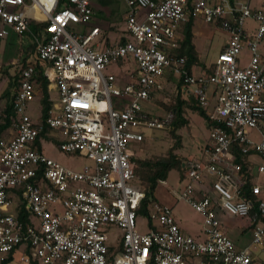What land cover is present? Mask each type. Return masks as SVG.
<instances>
[{
	"label": "built area",
	"instance_id": "1",
	"mask_svg": "<svg viewBox=\"0 0 264 264\" xmlns=\"http://www.w3.org/2000/svg\"><path fill=\"white\" fill-rule=\"evenodd\" d=\"M122 1L126 39L106 45L94 0H0V40L30 35L40 62L38 69L31 55L12 62L14 115L0 137V254L16 248L22 261L37 264H256L252 249L264 243V8L251 0ZM190 14L227 35L212 73H189L186 58L173 54ZM247 19L255 26L248 29ZM244 48L250 58L240 65ZM130 62L126 80L104 73L112 63ZM166 72L182 81L184 95L195 87L209 119L200 155L182 159L175 194L201 214L198 235L185 233L172 208L152 198L148 231L136 229L146 193L136 182L131 144L142 145L146 130L165 129L174 118V111L154 115L144 108L164 89ZM38 74L56 91L44 122L58 132L60 150L90 161L80 170L34 146L42 124L27 104ZM19 198L25 223L14 213ZM222 214L248 219L252 249L236 246ZM108 225L120 232L118 250H111Z\"/></svg>",
	"mask_w": 264,
	"mask_h": 264
},
{
	"label": "rangeland",
	"instance_id": "2",
	"mask_svg": "<svg viewBox=\"0 0 264 264\" xmlns=\"http://www.w3.org/2000/svg\"><path fill=\"white\" fill-rule=\"evenodd\" d=\"M263 1L264 0H251V4L256 7H263ZM93 5L96 24L101 27L99 38H104L103 35L106 33L109 36L110 42L115 43L121 34L125 33V23L123 17L128 9L127 6L122 0H113L110 3H106L104 0H94ZM201 26L208 34H204L200 31ZM254 26L255 23L251 19L246 20V27L248 29ZM75 28L77 30H85L87 25L76 26ZM31 29L34 33H36L34 28ZM193 31L195 37L200 36L203 39L209 40L211 43L210 47L206 48V52L205 50H202V53H207L208 51L209 54L207 61H209V59H213L215 57L213 55L222 48V45L225 42L227 36L226 33L215 27L213 23H204L201 18H198L195 22ZM31 45L35 44L34 39L30 35L20 38L14 33H11L8 37L0 40V107H2L5 102L3 91L8 83L9 76H14L16 73V71H14V68L16 67L10 62H18L22 59L24 60L26 57V50H28ZM261 47L264 48V40L262 41ZM31 54L33 53H29L27 57ZM249 58V51L246 48L242 49L240 52V65L247 64ZM212 64L214 63L209 62V66L207 68H210ZM127 68L133 69L134 64L130 62V64L126 67L112 63L104 69V73L120 74L123 76V80H126L127 75L125 74V70ZM204 69L207 71L206 68ZM175 83L176 82L174 81L167 82L163 90L154 94L155 101L157 102L154 103L153 101L147 105V108L153 114L163 115L169 111L168 106L174 102L176 98ZM49 88L50 97L53 99V102H55V88L53 85L49 86ZM40 97L41 89L38 85L36 86L33 100L27 104V113L34 119H37L40 115ZM157 105H159V107ZM185 117L187 118V124L176 131V135L178 136L177 140L171 134V124L165 129L146 130L145 133L147 139L142 143V145L136 143L131 144V149L134 152L133 158L164 156L167 149L171 146H175V154L181 159L191 156H199L200 149L209 135V128L206 123V119L198 113V111L190 108H186ZM251 135L254 139H257L255 131H252ZM48 136V139H43L41 144V150L44 154L75 170H80L85 164H90V161L82 155L60 150L57 138H53L54 135H51L50 132L48 133ZM255 160L260 161V158L256 157ZM179 173V169L173 168L169 171L165 180L158 181L152 192V199L172 208L178 225L185 233L198 235L201 232L202 226L201 214L195 211V209L187 201L177 200L175 196L181 187L179 182ZM258 177L259 180H261V176ZM137 182L142 186L144 185L139 178L137 179ZM218 217L224 222L227 234L235 242L237 247L248 246L250 249L253 248L251 244L252 234L249 228L248 219L230 214H222L218 215ZM148 227L149 225L146 217L142 214H138L136 219V229L139 232H146L148 231ZM106 228L108 229V233L110 235L109 244L113 248H117L120 244V232L110 225L106 226ZM252 251L257 254V262L259 261L260 264H264V245H259L255 249H252ZM4 255L5 254H0V259ZM21 255V252H15L14 260L11 264H31L22 261Z\"/></svg>",
	"mask_w": 264,
	"mask_h": 264
},
{
	"label": "trees",
	"instance_id": "3",
	"mask_svg": "<svg viewBox=\"0 0 264 264\" xmlns=\"http://www.w3.org/2000/svg\"><path fill=\"white\" fill-rule=\"evenodd\" d=\"M113 0H104L106 3H110ZM194 16L190 14L189 20L183 25V38L180 42V47L173 51V54L175 56H184L185 59V67L187 68L189 73H192V68L195 65H199V57L198 52L195 48V45L193 43V32H192V26H193ZM104 41L106 45L113 44L114 42H110L109 36L104 33ZM126 39L125 34H121V36L118 38L116 42H123ZM115 42V43H116ZM28 54H31V63L38 69L40 66L39 60L35 56V45H31L28 49ZM27 54V55H28ZM26 55V56H27ZM264 60V52L262 56ZM25 60V59H24ZM214 70V64L210 66V68L207 69L209 73H212ZM5 73V70H4ZM17 73H15L14 76H9L8 83L3 91V95L5 97V108H4V115L0 122V137L1 133L6 130L10 122L12 120V117L14 115L13 110V99L15 90L17 87ZM36 84L39 85L41 89V97H40V115L37 118L38 121L42 124V129L39 132L35 142L34 146H36L38 149H41V144L43 139H48V133L50 132V128L48 125L45 124V118L48 114V110L50 109L53 99L50 97V80L40 74L36 77ZM182 86V81H179L177 84V94L174 102H172L168 109L169 111H174V118L171 121L172 130L171 134L174 138H178L176 135V131L187 124V118L184 117L185 108H190L192 110L198 111L202 116L205 117L207 121H209L206 111L200 107V105L197 103V101L194 98L184 99L182 97V93L180 91ZM175 146H171L167 149V152L164 156H154L151 158H131L133 161V170L137 179L139 178L144 185L142 186L145 190L146 197L142 201L138 213L146 215L147 214V204L152 198V192L154 188L156 187L158 181H163L166 179L169 171L173 168H177L180 171L181 168V162L182 159L179 158L175 154ZM243 157L238 154L237 155V161H242ZM14 213L16 215V218L18 221H21L23 223L28 222V214L24 210L23 202L21 201V198L18 199V204L14 208ZM25 253L29 252L28 247L25 248ZM120 249V244L116 248V250ZM111 250L114 251L115 248L111 246ZM16 248L6 253L3 257L0 259V264H11V262L14 260V254H15ZM31 264H37L36 262Z\"/></svg>",
	"mask_w": 264,
	"mask_h": 264
},
{
	"label": "crops",
	"instance_id": "4",
	"mask_svg": "<svg viewBox=\"0 0 264 264\" xmlns=\"http://www.w3.org/2000/svg\"><path fill=\"white\" fill-rule=\"evenodd\" d=\"M263 3H264V1H263ZM263 8H264V6H263ZM198 18H201L202 19V17H195L194 16V21H193V26H192V32H193V43H194V45H195V48H196V50H197V52H198V57H199V61H200V63H199V65H195L193 68H192V72L194 73V74H197V73H200V72H207V71H205V69L204 68H206V69H208L207 67L209 66L208 65V63L209 62H211V63H214V61H215V59H216V56H217V54L219 53V51L224 47V44H225V42H224V44L222 45V48L219 50V51H217L213 56H215L213 59H209V61H207L208 59V51H207V53H202V50H205V52H206V48L208 47H210V45H211V43L209 42V40H206V39H203L202 37H195V35H194V31H193V28H194V25H195V22L197 21V19ZM202 21H203V19H202ZM204 23H207V22H205V21H203ZM95 23H96V21H95ZM210 24H212V23H210ZM215 27H217V28H219L218 26H216L215 24H213ZM201 28V30L200 31H202V33H204V34H208L207 33V31H204L203 29H202V26L200 27ZM220 29V28H219ZM181 30L183 31V25L181 26ZM262 48V47H261ZM262 50H264V48H262ZM26 51H28V50H26ZM28 54V52H26V55ZM13 62V61H12ZM12 62H10V63H12ZM6 65H8V64H6ZM196 70V71H195ZM161 81L163 82V84H164V88H165V86H166V84H167V82H170V81H174V82H176L175 83V87H176V94H177V91H178V89H177V84H178V82L179 81H177V79H176V77L172 74V73H170V72H166L165 74H164V76H163V78L161 79ZM194 86H188V90H189V94L188 95H184L183 93H182V91H181V89H180V91H181V93H182V97L184 98V99H189V98H194V96H193V94H192V91L194 90ZM195 99V98H194ZM153 101H154V103L155 102H157V101H155V97L153 98ZM214 101H215V96H213L212 98H211V104L212 103H214ZM148 104H150V103H146L145 104V106H144V108L147 110V111H149V112H151L148 108H147V105ZM3 105H5V102H4V104ZM158 107H159V105H157ZM149 107V106H148ZM185 110H186V108H185ZM151 114H153L152 112H151ZM162 114V113H161ZM154 115H156V114H154ZM164 115V114H163ZM184 117H185V112H184ZM186 118V117H185ZM206 123H207V125H208V128H209V123H208V121L206 120ZM8 131H10V126L6 129V130H4L2 133H1V136H7L8 135ZM50 133H51V135H54L53 136V138H57V141H58V139H59V134H58V132L56 131V130H52V129H50ZM11 134V133H10ZM133 152V151H132ZM133 154H134V152H133ZM256 158V157H255ZM261 245H264V243L263 244H261ZM254 256H255V261H256V264H260L259 263V261L257 262V254H256V252H254ZM261 262V261H260Z\"/></svg>",
	"mask_w": 264,
	"mask_h": 264
}]
</instances>
